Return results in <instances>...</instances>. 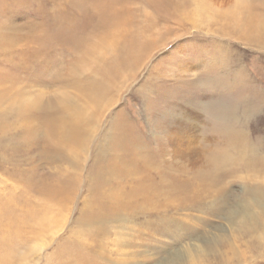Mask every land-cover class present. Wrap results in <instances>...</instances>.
I'll use <instances>...</instances> for the list:
<instances>
[{
	"label": "rangeland",
	"instance_id": "1",
	"mask_svg": "<svg viewBox=\"0 0 264 264\" xmlns=\"http://www.w3.org/2000/svg\"><path fill=\"white\" fill-rule=\"evenodd\" d=\"M16 1L9 15L16 25L15 36L29 35L35 41L30 44L33 52L47 49L37 66L49 60L48 54L62 61L57 67L67 65L76 57L74 50L88 40L99 39L111 25L115 26V21L123 14L121 9L126 10L127 23H118L128 33L127 41L122 44L139 62L133 68L135 73L130 75L131 79L122 78L120 94L114 99L117 101L108 108L103 121L107 122L111 115H120L119 111L126 115L132 127L139 130L148 158L154 160L156 140H164L167 165L198 168L218 143V138L208 137L205 130L212 121L207 116L209 107L213 108L216 101L217 106L223 98L225 101L234 97L231 94L230 98L226 89L230 87L229 81L220 84L223 76L236 75L241 65L247 68L251 80L248 86L257 92L264 91V47L248 46L236 37H229L221 28L233 7L245 0H119L118 4L113 0H101V3H98L100 0H80L81 7L76 11L69 7L75 0ZM250 2L256 6L255 12L264 16V0ZM120 5L123 8H119ZM85 47L93 50V43L89 41ZM222 52L221 56L217 55ZM229 59L235 66L229 68ZM223 72L226 74L222 75ZM27 73L30 75L32 71ZM214 76L221 86L215 82L211 86L205 84L207 79L215 80ZM64 89L53 85L32 90L43 93ZM217 89L219 94L223 93L221 97H226H214ZM223 89L227 93L222 92ZM197 94L199 96H195ZM176 96L180 99H175ZM193 96L196 98L192 99ZM255 106L251 115L239 117V127L246 130L245 140L255 150L251 158H255V152L260 155L262 161L257 165L263 170L264 101ZM163 115H167L166 118ZM38 143L32 150L34 163L28 165L27 160L23 161L29 168L36 165L44 153V139L39 138ZM69 152L74 154L72 150ZM88 154V166H91L93 152L88 151ZM40 163L41 171L52 170L45 158ZM65 170L71 171V168ZM251 173L253 175L240 171L239 176L233 178L236 182L228 188L227 205L207 201L205 207L196 204L182 209L172 207L173 203L153 204L141 197L136 200V194L123 199L141 208L139 211L134 209L120 216L103 218L107 205L116 199L101 198L103 205H100L95 193H85V182L73 201L63 199L61 202L45 196L43 181L36 178L28 186L23 181L8 178L0 170V264H264V196L249 194V186H255L257 191L263 188L264 173ZM135 184L128 187L137 190L139 182ZM5 197L11 204L2 211ZM86 208L96 210L94 214L102 218L99 223H92Z\"/></svg>",
	"mask_w": 264,
	"mask_h": 264
},
{
	"label": "bare ground",
	"instance_id": "2",
	"mask_svg": "<svg viewBox=\"0 0 264 264\" xmlns=\"http://www.w3.org/2000/svg\"><path fill=\"white\" fill-rule=\"evenodd\" d=\"M112 2L118 4L119 0ZM15 3L18 1L3 0L0 3V170L4 171L8 178L23 181L28 186L37 178L44 183L45 196L61 202L63 199L73 201L81 191L82 183L85 182L86 185H83L86 187L85 193H95L96 201H101V198L105 197L116 199L115 202L107 205V214L102 216L113 218L125 211L141 209L133 207L123 199L136 194L138 195L136 200L141 197L153 204L173 203L172 207L180 206L182 209L196 204L205 207L207 201L215 203L221 201L227 205L228 188L236 182L233 178L239 176L240 171L251 175H253L251 172L264 173V168L262 170L257 165L262 161L260 155L255 152V158H251L250 154L255 150L251 143L245 140L246 130L239 127V117L242 114L251 115L255 105L264 101V91L257 92L251 85L248 86L251 80L247 68L240 65L236 75L223 76L219 81L220 84H223V81L228 84L229 81L230 87L226 89L230 92V98L234 96L232 99L224 101L223 98L217 106L215 100L213 108L208 105L210 112L207 116L212 121L210 120L211 126L205 130V133L209 135L208 137L218 138V143L206 154L205 161L200 167H195L193 170L185 166L177 168L172 163L168 165L165 163L167 148L164 140L154 139L158 144L152 154H155V160L148 158L139 130L132 127L130 119L120 111V115L115 117L111 115L110 119L107 118V122L103 121L108 108L117 101L114 99L120 94L124 81L122 78L131 79L130 75L135 73L133 68H136L139 62L138 57L128 54V48L122 44L127 41L128 33L126 28L124 29V26L121 28L118 23H127L126 10L122 11L124 8L120 5L123 14L115 21V26L111 25L110 29L99 37L100 40L87 41L93 43V50L97 54L89 47H85L86 42L82 43L78 50L73 51L77 54L72 52L76 57L71 58V62L65 66L57 67L62 61L58 57H53V54H48L49 60L37 66L40 56L45 54L47 49L33 52L30 44L34 40L30 39L29 35L15 36L16 25L9 16ZM90 3L92 4V1ZM98 3H101V0ZM69 5L71 10L76 11L80 9L81 2L75 0ZM88 7L92 8L89 4ZM255 8L250 0L235 5L225 18L227 22L221 27L222 32L229 37L238 38L248 46L264 47L261 44L264 43V16L255 12ZM223 52L217 55L221 56ZM228 62L229 68L235 66L230 63L232 62L230 59ZM242 68L245 70L243 71ZM28 70L32 71L30 75L27 73ZM225 74L223 72L222 75ZM212 82L221 86L217 76L215 80L207 79L205 84L211 86ZM53 85L65 89L62 92L54 90L42 91L43 93L32 90L35 87ZM226 89L222 92H226ZM220 94L217 89L214 97L222 99L225 96L221 97L223 93ZM190 95L192 96L191 93ZM195 96L192 99H195ZM163 130L166 132L165 128ZM170 132L172 133L171 130ZM39 138L44 139L42 144L44 153L41 154L40 160L36 161L37 164L29 168L23 164V161L27 160L28 165L29 162L34 163L35 160H31V155L32 150L40 144ZM70 150L74 154H71ZM88 151L93 152L91 166H88ZM44 158L52 165V170L41 171L39 165ZM16 162L22 164L18 163L16 167ZM65 168H71V171ZM138 182L137 190L128 187L135 183L137 185ZM253 187L249 186L251 193H248L251 196L255 194H258V197L264 196V185L260 191ZM5 198L2 211L11 204V200ZM99 204L103 205L102 201ZM87 208L85 212L92 223H99L102 218L94 214L96 210Z\"/></svg>",
	"mask_w": 264,
	"mask_h": 264
}]
</instances>
